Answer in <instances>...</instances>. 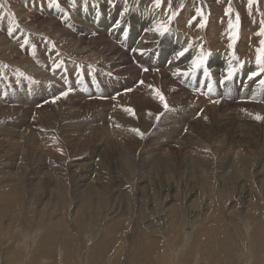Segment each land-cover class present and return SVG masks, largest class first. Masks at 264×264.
<instances>
[{"label": "rangeland", "instance_id": "rangeland-1", "mask_svg": "<svg viewBox=\"0 0 264 264\" xmlns=\"http://www.w3.org/2000/svg\"><path fill=\"white\" fill-rule=\"evenodd\" d=\"M38 1L0 0V264H264V119L260 121L255 118L257 115L264 117L263 113H259V109L256 110L257 106L260 107L262 102L264 103V95L254 94L255 88L248 85L242 88L239 95L231 82L229 85L224 84V90L215 87L213 96L217 99L222 98L224 94L226 97L232 96L233 91L236 101L245 97L246 105L236 111L228 110L229 113L224 114L219 110L218 113V108L214 110L208 106L213 101L206 98L208 103L202 108L204 111L207 107L206 119L211 116L222 127L218 128L216 124V130L213 124L206 123L207 130H214L215 135L209 133L208 136L196 135L197 138L192 136L190 139L194 141V145L183 149L175 144L176 139L165 140L166 137L157 133L153 135V132L146 128L147 124L148 127L155 124L165 125L161 122L153 123L158 114L155 118L150 114L151 121L148 120L151 116L130 113L122 124L125 130L115 128V134L101 131L99 138L95 133L94 136L83 135L85 131L81 134L89 124H99L93 116L99 106L91 105L82 118L81 115L77 119L70 117L69 113L75 111V101L80 98L79 95L77 99L73 98L68 102V107L51 108L52 112L49 113L54 116L49 123L46 122L50 128L41 127L40 133L33 131L32 134L31 129L27 130L23 122H19L23 118L19 121L14 119L16 112L12 105H16L14 102L17 98H20L24 110L33 105L31 94L34 85H41L36 82L42 80L33 78V72L45 70L47 75L52 73L55 76L58 70L50 67L53 61L51 54L55 48L62 45L53 40L54 35L50 34L49 37L42 30L36 31V36L32 35L28 25L31 24L32 17L44 15L42 11L37 10L38 6H42V10L50 3L49 0H40V3ZM70 1L72 9L75 3L102 0ZM221 1L223 0H162L157 6L156 0H124L122 5L126 9L134 6L136 15L144 12L149 18L161 20L162 23L166 17L161 10L173 4L176 12L175 16L171 17V23H179L181 13L182 19L188 18L191 23L190 37L193 41L186 42L187 48L189 49L191 44L192 55L195 59L203 60L202 66L208 64L214 54L210 49L195 53L201 32L199 37L194 35L197 30L191 21L190 13L195 19L207 18V23H211L208 21L210 16L215 17L220 13L219 17L226 25L222 29L224 34L219 36L225 38V33H228L227 41H220L223 46H228L232 64L240 68L243 64L246 67L254 63L264 71V55L256 53L257 42L249 38L250 34L256 35L259 32V37L264 40V35L260 34L261 28H264V23H261L264 21V0H252L251 8L249 0H224L226 5L223 7L221 4L224 1ZM147 4L151 8L143 9ZM229 8L231 12L228 11ZM237 14L239 22L247 18L259 24L258 30L250 33L246 29L249 35L247 38L243 37L235 27ZM171 23H164L163 26L167 27ZM9 28L14 29L12 35H9ZM202 33L205 36L209 31L205 27ZM1 41L8 42L1 46ZM183 43L184 40L180 45ZM237 47L252 48L255 52L240 55L236 52ZM223 52L224 50L220 49L216 52L220 61L225 58ZM258 55L261 56L259 62ZM56 65L63 71L66 69L59 62ZM250 75L247 74L248 77ZM68 76L78 79L73 73ZM92 77L95 81L96 77L104 76L93 73L90 78ZM221 77L223 78L221 73L215 74L211 82L216 85L220 83ZM199 80L205 81V75L199 76ZM262 80L264 79H260L256 84L259 85ZM24 84L31 85V89L19 91ZM51 86L45 87L50 90ZM66 88L64 85H61V89L58 88L57 95L60 98V93L66 91ZM68 91L73 93L72 89ZM206 94L209 95V92ZM87 97L95 100L94 97ZM101 97L97 96L96 99L102 100ZM35 110L41 109L35 107ZM238 112L247 117L236 119ZM31 115L33 117V114ZM188 115L190 112L184 113V117ZM200 117H203L201 112L196 118ZM136 120L139 122H135ZM148 121H151L152 125ZM140 122L147 123L141 126ZM66 127L74 129L72 131ZM136 128L140 132L133 131ZM187 128H191L189 123L185 125L182 135L187 133ZM140 129L145 137L142 135L140 138ZM41 133L47 134L41 136ZM66 135L68 139L64 137ZM33 136H36L37 140L33 141ZM71 136L74 137L73 142ZM133 138H140L137 140L139 146H136ZM180 140L179 138L178 141ZM30 141L34 143L30 144ZM222 141L227 144L223 142V145ZM74 142L77 144H73ZM100 148L104 150L101 160L98 159ZM167 151H170L169 155ZM124 158H134L139 163L132 168L126 167L121 163ZM147 158L149 163L144 161H148ZM161 160H167L174 165L163 167ZM93 161L97 164H91Z\"/></svg>", "mask_w": 264, "mask_h": 264}, {"label": "bare ground", "instance_id": "bare-ground-1", "mask_svg": "<svg viewBox=\"0 0 264 264\" xmlns=\"http://www.w3.org/2000/svg\"><path fill=\"white\" fill-rule=\"evenodd\" d=\"M15 1H17V0H15ZM223 1H221V2H223ZM48 2H50V3H48V6L45 7L44 9L41 10L42 6H38V8H37V10L42 11V13L44 15L38 16V15L34 14L35 16L32 17L31 24L28 22L29 23L28 25L31 27V32L33 33L32 35L36 36L37 35L36 31L42 30L44 33L46 32V35L49 37H51V35H54L53 40L55 42L58 41L62 44L61 47L55 48V50L51 54V58L53 61L50 64V67L56 68L58 70V72L54 76V74H52V73L47 75L46 74L47 72L45 70H43V71L34 70L33 78L37 77V78H40L42 80L40 82H36V83H39L41 85H34V89H33V92L31 94V97L33 99V105L29 109L24 110V106L21 104L22 102H21L20 98H17V100L14 102V103H16L15 106L12 105L14 107V109H13L14 112H16V115H15L16 118H14V119H17L19 121V120H21V118H23V120H21L19 122L20 123L23 122V125L26 126L27 130L31 129L32 134H33V131H34V133H35V131H38L40 133L41 127L47 129L46 126H49V124L47 125L46 122L49 123L51 117L54 116L53 114H50L52 112V111H50L51 108H55V106H58L60 108L63 106L68 107V105H69L68 102L73 98L77 99V95H79L80 98L75 101V106H74L75 111L72 113H69L70 117L77 119V117L79 118L81 115V118H82V115H84L86 111L90 110L91 105H95L96 107L99 106V109H97V110L95 109V114L93 115L99 124L98 125H92L91 124V126L89 124L88 127L83 126L85 128L83 130L81 129L83 131V132H81V134L84 133V131H85V133L83 135L92 134L94 136V133L96 135H98L99 132L101 134V131H103V132L109 131L110 133L111 132L114 133V132H116L115 128L120 129L121 131L125 130V128H122V124H124V120H126V116L127 115L129 116V114H130V112H128L126 109L131 108L134 110V112L136 114L137 113H139V114L143 113L144 116H146V115L151 116L150 114H152L154 118L156 117L157 114L162 113V115H160L161 119L160 120L153 119V121H154L153 123L158 122L160 124V122H161V123H164L165 125L158 126L155 124L154 126L148 127V124H147L146 128L150 129L151 132H153V135H155V133H157L161 137H164V138L166 137L165 140L172 139L174 141L176 139L175 144L177 146L179 145L180 146L179 148L183 149V148H188L189 145L190 146L194 145V141H192V139H190L192 136L193 137L195 136L197 138L198 136H196V135H200V137H201L202 135L208 136L209 133L214 134V130L213 131H212V129L207 130L206 123L213 124L215 126V128H216V124H217L218 128L222 127L221 125L216 123L214 121L215 119L211 118V116H210V119L209 118H208V120L206 119V115L208 116L207 107L204 109V111H202L203 105H205V103H208V102H206V98H207V100L213 101V103L215 105H212L213 103L212 104L210 103L208 106L214 110L218 108L217 109L218 113H219V110H220V112H224V114H225V112L229 113L228 110L233 111L235 109V111H236L238 109H241L242 106L246 105L247 102H245V100H244L245 97L240 98L239 100L236 101V99L234 97L235 92H233V91H232V96L226 97V95L224 94V96H222V98L217 99L216 97L213 96L214 89H216L215 87L222 89L224 84L229 85L231 82L234 85V90H236L239 95H241L239 92H241L242 88L244 86H247V85L251 88H255L254 94L262 93L264 95V83H260L259 85L256 84L260 79H264V71L262 70L263 68L259 69L254 63H252V64L250 63V65L246 66V67L243 64L240 68H236L232 64V62L230 61L229 52H228L229 48H228V46H223V44L220 41V40L227 41L226 37L228 36V33H225V36H226L225 38H223V36H219L222 33L224 34V30H222V29L226 25V23L222 19H220V17H219L220 13H218L215 17L210 16L211 19L209 17L208 21H210L211 23H207V18H201V19L192 18V13H190L191 21H192L195 29L197 30L194 33V35H198V37H199V32H201V37L199 39V43L196 45L195 53H197V51L201 52L202 50L210 49L213 51V54H214V57L212 59H210L208 64L201 66L199 69H197L195 71V74H193L189 70L193 68L192 61L195 60V57L192 55V51H193L192 47L188 49L187 43H186V42L189 43V42L193 41V38L190 37L191 23H189V20L187 17L182 19V16H181L182 13L180 14V17H179V21H178L179 23H176V24L171 23V17L175 16V12H176L174 7H173V4H170V5H172L171 7L161 10V13L163 14V16L166 17V20L163 19V22L161 23V20L155 21L154 18H149L144 12H142L140 15H136L134 13L135 12L134 6H131V8H129V9L124 8L122 5L124 0H102V1H92V2L87 1V2L82 3V4L75 3V5L72 9H71V1L70 0H49ZM24 3H28V2H24ZM32 3L33 2H31V4ZM225 3L226 2L224 1L221 4V6L223 7ZM11 6L15 7L14 4L13 5L11 4ZM32 6H34V4ZM7 8H9V6ZM150 8H151V6L147 4L143 9H150ZM17 9L19 10V8H17ZM9 10H10V8L7 11H9ZM9 13H12V12H9ZM146 13H148V12H146ZM36 14H39V13H36ZM26 15H28V14H26ZM23 16H24V13L22 14V17ZM28 17H29V15H28ZM11 18H13V17H11ZM162 18L163 17L161 16V19ZM19 20H20V18H19ZM24 21H26V20H24ZM252 21H250L249 19L246 18V19L240 20V22H239V26H238L239 32L245 38H247L249 35L248 32L246 31V29L250 33L258 30L259 24H255ZM167 22H170L171 24L168 25L167 27H165L167 29V31L164 32V35H161L160 32L157 31V29L160 28L161 26H163V24L167 23ZM202 23L205 25L204 27H200V24H202ZM253 24H255L256 27H254ZM218 26H219V28H218ZM205 27L207 28V31H209V33H208V35L203 36L202 31H203V28H205ZM174 28H175V32H174ZM34 33H36V34H34ZM125 33H127L126 36H125ZM185 34H187V35H185ZM19 38H21V37H19ZM249 38L254 40V42H257V44L255 45L256 53H258V51H257L258 49L264 48V46L261 44V38L259 37V32L256 33V35L250 34ZM183 40H184L183 45H180ZM208 40H209L210 45L207 44ZM7 42L8 41H1V46L6 45ZM10 48H11V46H10ZM186 48L188 49V51L185 52V54L183 56H180L179 53ZM218 49L224 50L223 55L225 58L222 59L221 61H220L219 55L216 53ZM236 52H237V54H240V55H249L251 53H254L255 50L252 48L243 49L241 47H239V48L237 47ZM132 59H135L137 61H133ZM49 62H51V61L49 60ZM57 62H59L60 64L65 66L66 69L63 71L60 67H57V65H56ZM247 63H248V61H247ZM16 67H17V65H16ZM145 68H147L148 71H144ZM205 68L208 71V75L203 74ZM177 69L180 70L179 73L177 72ZM31 71H32V69H31ZM230 71L232 72V78L227 79ZM70 73L76 74L78 79L74 78V76L69 77L68 74H70ZM93 73L103 75L104 77H102V78L96 77L95 81H93L94 77L90 78L91 75H93ZM183 73H188V75H183ZM220 73H221V75H223V78L221 77L222 79L220 80V83H218L216 85L213 84L211 82V80L215 78V74L219 75ZM248 73L249 74L257 73V75L253 76L252 79H249V77L247 76ZM201 75H205V81L199 80V76H201ZM70 80L74 83H71ZM76 80H78V81H76ZM140 81H143L144 83L141 84ZM43 82H46V83H43ZM54 83H58V84H54ZM61 85L67 86L66 91H64V92H68V95L62 96V94L64 92H61L60 93L61 98H60V96H58L57 94L59 91L58 88L61 89ZM45 86H51V89L49 90ZM189 88H191V89H189ZM192 88H194L195 90ZM30 89H31V85L25 86V84H24L20 88L19 91H27ZM68 89H72L73 93L71 94L68 91ZM100 90H102V91H100ZM156 90H159V92H161L163 94V96L165 97V100L169 106L168 110L164 109L163 102L160 100L159 96L156 94ZM222 90H224V89H222ZM207 91H209V95L206 94ZM91 92H92V94H90ZM141 93L143 95H141ZM87 96L94 97L95 100L89 99V97H87ZM95 96L96 97L102 96L101 97L102 100L96 99ZM211 101H209V102H211ZM251 104L256 105L258 103L257 102H251ZM71 106H73V105H71ZM35 107H38V109H41V110L40 111L35 110ZM180 108L182 110H180ZM248 108H250V107H248ZM257 109H259L261 111L259 113L260 114L263 113V116H264V103L263 102L260 105V107H258V106L256 107V110ZM49 111H50V113H49ZM185 112H190V115H188L187 117H184ZM200 112L202 113L203 117H200V119H197L196 116ZM31 114H33V117ZM88 114H89V112H88ZM90 115H88V118ZM211 115H214V114H211ZM230 115H231V113H230ZM136 117L138 118V116H136ZM246 117H245L244 113L242 114V112L241 113L238 112L236 119L246 118ZM54 118H56V117H54ZM144 118H146V117H144ZM195 119H197V120H195ZM226 119H227V117H226ZM84 120L82 119V121H84ZM137 120L135 122L138 123L139 121H137ZM148 120L152 121V116ZM192 120H193V122H192ZM204 120H206V121H204ZM151 121H148V123L151 124L152 123ZM77 122L79 123V121H77ZM115 122H118V124ZM131 122L132 121H130V123ZM245 122H246V120H245ZM252 122H250V123H252ZM73 123H74V121H73ZM140 123L142 126V125L146 124L147 122L146 123L140 122ZM187 123H189V126L191 128L190 129L187 128L188 129L187 133L186 134L183 133V135H182V132L185 131V125ZM254 123H255V121H254ZM106 124L107 125L109 124V125L107 126ZM23 125H21V126L23 127ZM204 125H206V127H204ZM117 126H119V127H117ZM137 126L140 128L139 125H137ZM70 127L69 128L66 127V129L68 128V129H71L73 131L74 128L72 129ZM49 128H50V126H49ZM51 128H53V127H51ZM23 129L26 130L25 127H23ZM59 129H61V128H59ZM76 129L78 131L80 130L78 128H76ZM147 129L145 131H147ZM6 130H8L10 132L9 129H6ZM13 130H12V132H13ZM71 130H70V132L72 134ZM142 130H144V127L142 128ZM142 130H141V132H142ZM205 130H206V132H205ZM216 130H217V128H216ZM60 131H63V130H60ZM14 132H15V130H14ZM74 132L78 133L77 131H74ZM135 132L137 133V131H135ZM6 133L9 134L8 132H6ZM26 133H27V131H26ZM39 133H38V136H39ZM59 133H61V132H59ZM144 133H146V132H144ZM147 133H149V132H147ZM42 134L43 133H41L40 135L42 136ZM46 134L44 133L43 135H46ZM68 134H70V133L68 132ZM121 134H123V133H121ZM36 136L31 137L33 139V141L37 140ZM102 136H104V135L102 134ZM64 137L68 139L67 135ZM106 137H108V136H106ZM141 137L142 136L140 135V138ZM245 137H246V135H245ZM27 138H28V136H27ZM73 138L74 137H72V139ZM75 138H76V136H75ZM98 138H99V135H98ZM140 138H138V139H140ZM179 138L181 139L180 141H178ZM38 139H40V138H38ZM80 139H82V138H80ZM86 139H87V137H86ZM138 139L137 138L134 139L136 141V146H139V145H137ZM143 139H145V138H143ZM223 139H221V140H223ZM125 140H126V138H125ZM70 141H71V139H70ZM73 141H74V139L72 140V142ZM82 141H84V140H82ZM224 141H222V143ZM35 142L37 143V141H35ZM198 142H199V140L197 141V143ZM33 143L34 142L31 143V141H30V144H33ZM39 143H40V141H39ZM224 143L227 144V142H224ZM224 143H223V145H224ZM229 143H231V142H229ZM73 144H75V142ZM84 145H86V144H84ZM88 145H89V143H88ZM92 146H94V145H92ZM142 146H143V144H141L140 147H142ZM257 146H258V144H257ZM228 147H226V148H228ZM78 148H79V146H78ZM221 148H224V146ZM59 149H60V147H59ZM71 149H73V147ZM94 150H95V146H94ZM112 151H113V149H112ZM132 151H134V150H132ZM39 152L41 153V151H39ZM169 152L167 155H169ZM43 153H41V154H43ZM41 154H39V155H41ZM103 154H104V150L101 149L100 155L98 157L99 160H101V158L103 157ZM26 155H27V153H26ZM45 155H46V153H45ZM124 155L127 156L126 153ZM124 155H123V157H124ZM121 156H122V154L120 155V157ZM27 157H28V155H27ZM120 157H118V158H120ZM173 157H175V156L173 155ZM35 158L38 159V157H34V159ZM177 158H178V156H177ZM47 159L49 160V158H46V160ZM147 160L148 161L144 160L145 163L150 162V160L148 158H147ZM102 162L105 163V160L102 159ZM103 163H101V164L103 165ZM113 163H115V162H113ZM121 163H122V165H125L126 167L128 166V167L132 168V167L136 166V164H138L139 161H135L134 158H131V160L124 158V159H122ZM158 163L160 164V162H158ZM161 163H162L163 167H169V166L174 165L172 162H167V160H165V161L161 160ZM88 164H89V162H88ZM91 164H97V163L93 161ZM84 165L85 164H83V166ZM156 165H158V164H156ZM232 165H233V163H232ZM131 168H129V169H131ZM127 170H128V168H127ZM165 170L167 171L168 169L166 168ZM160 171L162 172V167H161ZM166 171H165V173H166ZM262 171H264V170H262ZM130 173L132 174V172H130ZM261 174H262V172H261ZM261 174H260V177H261ZM145 178H146V176H145ZM191 180H193V179H191Z\"/></svg>", "mask_w": 264, "mask_h": 264}, {"label": "snow or ice", "instance_id": "snow-or-ice-1", "mask_svg": "<svg viewBox=\"0 0 264 264\" xmlns=\"http://www.w3.org/2000/svg\"><path fill=\"white\" fill-rule=\"evenodd\" d=\"M161 2H162V0H156L157 6H159V5L161 4ZM251 6H252V0H249V8H251ZM228 11L231 12V8H229ZM236 21H237V23H236L235 27L238 28V26H239V14H237V16H236ZM261 23H264V21H262ZM204 26H205V25H204L203 23L200 24V27H204ZM8 31H9V35H12V32L14 31V29H13V28H9ZM157 31H159L161 35H164V32L167 31V29H166L165 27L161 26L160 28L157 29ZM260 34H261V35H264V28H261V30H260ZM126 35H127V33H125V36H126ZM233 39H235V37H233ZM25 43H27V42H25ZM261 44L264 45V40H261ZM231 46H232V45H229V47H231ZM34 47H35V46L33 45V48H34ZM188 47L191 48V44H189ZM187 51H188V49L186 48V49H184L183 51H181V52L179 53V55H180V56H183V55L185 54V52H187ZM257 51H258V53H260L261 55H264V48H262V49H258ZM260 59H261V56L258 55V57H257L258 62L260 61ZM192 64H193V68L190 69L189 71L192 72L193 74H195V71H196L197 69H199V68L203 65V60H201V59H195V60L192 61ZM57 67H59V65H57ZM144 71H148V69L145 68ZM179 71H180V70L177 69V72H178V73H179ZM204 74H205V75H208V71H207L206 68L204 69ZM183 75H188V73H183ZM255 75H257V73H252V74L249 76V79H252V77L255 76ZM231 78H232V72L230 71L229 74H228L227 79H231ZM140 83L143 84L144 82H143V81H140ZM261 83H264V80H262ZM156 94L159 96L160 100L163 102V107H164V109H165V110H168V107H169V106H168V104H167V102H166L165 97L163 96V94H162L161 92H159V90H156ZM63 95H64V96H67V95H68V92H64ZM126 110L134 115V110H133V109L129 108V109H126ZM160 115H162V113L157 115V117H156L157 120H159ZM255 118H256L257 120L264 119V117H262V116H260V115H257ZM134 131H137V132H138L139 130L136 129V130H134ZM140 135L142 136L143 133H140Z\"/></svg>", "mask_w": 264, "mask_h": 264}]
</instances>
